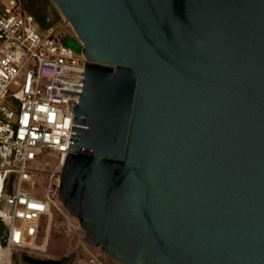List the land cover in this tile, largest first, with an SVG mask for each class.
<instances>
[{
  "label": "water",
  "instance_id": "1",
  "mask_svg": "<svg viewBox=\"0 0 264 264\" xmlns=\"http://www.w3.org/2000/svg\"><path fill=\"white\" fill-rule=\"evenodd\" d=\"M51 1L86 60L58 197L88 244L264 264V0Z\"/></svg>",
  "mask_w": 264,
  "mask_h": 264
},
{
  "label": "built area",
  "instance_id": "2",
  "mask_svg": "<svg viewBox=\"0 0 264 264\" xmlns=\"http://www.w3.org/2000/svg\"><path fill=\"white\" fill-rule=\"evenodd\" d=\"M64 37L70 36L44 27L21 9L19 0H0V264H10L16 255L36 259L45 252V242L38 240L42 230L49 231L51 206L59 215V232L71 242L73 264H113L105 262L100 248L88 244L58 197L70 152L72 107L82 92L86 62L63 44ZM48 153L57 157L51 173L33 171ZM36 177L47 180L45 201L21 189Z\"/></svg>",
  "mask_w": 264,
  "mask_h": 264
},
{
  "label": "rangeland",
  "instance_id": "3",
  "mask_svg": "<svg viewBox=\"0 0 264 264\" xmlns=\"http://www.w3.org/2000/svg\"><path fill=\"white\" fill-rule=\"evenodd\" d=\"M31 2L36 3V7L33 10L34 15L42 21L44 27H56L57 29L62 30L67 36L74 37L73 31L65 19L61 16L55 5L51 0H26V7L31 6ZM25 5V4H24ZM23 5V6H24ZM25 8V10L29 8ZM32 11V9L30 10ZM8 102H11L10 100ZM57 160L56 155L48 153L41 157L39 162H36L35 167H32V170L38 172L39 174L48 175L51 173L53 166ZM48 163H45V162ZM46 186L47 180L44 178L36 177L32 180L31 183H24L21 187L24 191H29L32 196L38 200L45 201L46 195ZM14 187V186H13ZM14 190V188H13ZM11 190L9 187L6 189V193H9ZM58 202V206H59ZM52 220L50 224L49 231L42 230V233L39 237L38 244L47 243L45 246L46 250L41 255L37 256V260H51L57 261L59 264H73V256L70 255L71 242L65 238L58 230L57 219L59 218L58 212L56 209L51 206ZM4 258V249L0 243V261ZM106 263H110L109 260L104 256ZM10 264H31L21 257L14 256Z\"/></svg>",
  "mask_w": 264,
  "mask_h": 264
},
{
  "label": "trees",
  "instance_id": "4",
  "mask_svg": "<svg viewBox=\"0 0 264 264\" xmlns=\"http://www.w3.org/2000/svg\"><path fill=\"white\" fill-rule=\"evenodd\" d=\"M25 1H26V0H19V4H20L21 9L24 10V11H27V12H30V13L34 14L33 10H34L35 7H36V3L31 2V6L26 7V3H25ZM24 4H25V5H24ZM23 5H24V6H23ZM24 7L29 8V9L25 10ZM31 9H32V11H30ZM38 20H39L40 23L42 24V21H41L39 18H38ZM42 25H43V24H42Z\"/></svg>",
  "mask_w": 264,
  "mask_h": 264
},
{
  "label": "crops",
  "instance_id": "5",
  "mask_svg": "<svg viewBox=\"0 0 264 264\" xmlns=\"http://www.w3.org/2000/svg\"><path fill=\"white\" fill-rule=\"evenodd\" d=\"M19 259L21 258V257H18ZM24 259V258H23ZM25 260V259H24ZM26 261V260H25ZM27 262H29V261H27ZM30 263V262H29Z\"/></svg>",
  "mask_w": 264,
  "mask_h": 264
},
{
  "label": "flooded vegetation",
  "instance_id": "6",
  "mask_svg": "<svg viewBox=\"0 0 264 264\" xmlns=\"http://www.w3.org/2000/svg\"><path fill=\"white\" fill-rule=\"evenodd\" d=\"M71 38H73L72 36H70ZM31 264H35V263H31Z\"/></svg>",
  "mask_w": 264,
  "mask_h": 264
},
{
  "label": "bare ground",
  "instance_id": "7",
  "mask_svg": "<svg viewBox=\"0 0 264 264\" xmlns=\"http://www.w3.org/2000/svg\"><path fill=\"white\" fill-rule=\"evenodd\" d=\"M47 245V243L45 242V246Z\"/></svg>",
  "mask_w": 264,
  "mask_h": 264
}]
</instances>
